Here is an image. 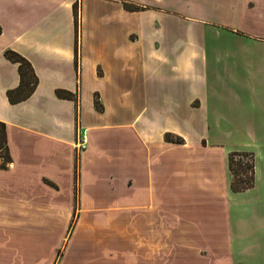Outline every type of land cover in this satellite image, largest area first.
<instances>
[{"label": "crops", "instance_id": "obj_1", "mask_svg": "<svg viewBox=\"0 0 264 264\" xmlns=\"http://www.w3.org/2000/svg\"><path fill=\"white\" fill-rule=\"evenodd\" d=\"M0 121V264H264V0H0Z\"/></svg>", "mask_w": 264, "mask_h": 264}, {"label": "trees", "instance_id": "obj_2", "mask_svg": "<svg viewBox=\"0 0 264 264\" xmlns=\"http://www.w3.org/2000/svg\"><path fill=\"white\" fill-rule=\"evenodd\" d=\"M4 55L18 64L20 82L17 88L7 91L10 102L22 100L30 95L37 82V78L32 70L30 63L21 55L12 50H6ZM96 108H99L97 101ZM165 139L180 143V137H172L170 133L165 134ZM0 166L6 167L10 161L5 136V124L0 121ZM228 169L230 172V188L233 191H241L250 187L254 179V162L251 152L232 151L228 154Z\"/></svg>", "mask_w": 264, "mask_h": 264}, {"label": "built area", "instance_id": "obj_3", "mask_svg": "<svg viewBox=\"0 0 264 264\" xmlns=\"http://www.w3.org/2000/svg\"><path fill=\"white\" fill-rule=\"evenodd\" d=\"M79 138L80 139H79L77 145H78V147L83 148L85 146V142H86L85 134L84 133H81Z\"/></svg>", "mask_w": 264, "mask_h": 264}, {"label": "rangeland", "instance_id": "obj_4", "mask_svg": "<svg viewBox=\"0 0 264 264\" xmlns=\"http://www.w3.org/2000/svg\"><path fill=\"white\" fill-rule=\"evenodd\" d=\"M171 135H172V137H175V135H173V134H171ZM176 137H177V136H176ZM178 137H179V136H178ZM180 138H181V137H180ZM181 139H182V138H181ZM182 141H183V140H182ZM182 141H181V142H182Z\"/></svg>", "mask_w": 264, "mask_h": 264}]
</instances>
